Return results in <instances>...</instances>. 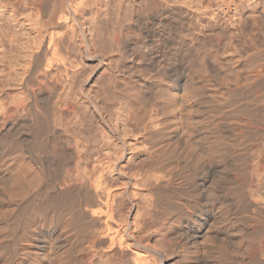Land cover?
<instances>
[{
  "label": "rangeland",
  "instance_id": "374dc122",
  "mask_svg": "<svg viewBox=\"0 0 264 264\" xmlns=\"http://www.w3.org/2000/svg\"><path fill=\"white\" fill-rule=\"evenodd\" d=\"M33 1L0 0L2 264H30L17 259L13 242L33 247L46 240L68 255L69 264H90L92 252L99 253L100 264H136L130 249L115 247L104 253L106 245H93L100 222L82 217L73 223L70 219L79 216L77 207L61 210L53 205L71 178L86 176L121 191L117 211L129 227L125 238L140 237L160 249L162 264H217L221 238L228 255L224 264H264V0H149L146 14L158 18L155 24L124 12L129 6L138 9L141 0H103L100 10L88 7L80 20L91 56L81 36L71 32L76 43L65 52L68 65H74L68 68L69 77L59 84H43L36 99L32 91L38 81L29 70V56L51 8L40 9L41 0ZM53 1L58 6L67 3ZM124 4H129L127 9ZM120 19L131 25L124 27L126 32ZM6 32L13 36L3 39ZM34 104L39 118L46 116L50 125L46 133L34 124L39 113ZM172 104L184 112L182 131L170 112ZM251 114L256 115L252 124L247 120ZM213 131L223 141L217 158L210 157L216 148ZM181 134L201 143L208 157L202 166L193 161V151H184ZM37 141L44 142L36 145ZM62 146L67 155L60 159L56 149ZM241 161L243 166H236ZM208 167L216 172L207 187L199 188ZM23 172L25 184L18 186ZM161 173L168 177L164 190H176L182 202L195 199L208 210L221 203L213 188L225 192L229 226L209 228L212 242L206 251H196L189 242L193 230L185 227L181 208L157 199L152 175ZM243 176L248 180L244 178L241 190L245 196L238 197V179L243 181ZM131 182L136 195L131 194ZM99 192L87 184L71 193L82 197L83 209L98 206ZM33 202L42 205V220L27 230L18 218L22 211L25 220L31 218V210L24 209ZM192 207L187 209L196 214L198 208ZM147 257L151 262L152 254Z\"/></svg>",
  "mask_w": 264,
  "mask_h": 264
},
{
  "label": "bare ground",
  "instance_id": "6f19581e",
  "mask_svg": "<svg viewBox=\"0 0 264 264\" xmlns=\"http://www.w3.org/2000/svg\"><path fill=\"white\" fill-rule=\"evenodd\" d=\"M66 1H67V3L62 1L63 4H60V6L56 5L57 1L54 2L53 0L52 1L51 0H41V2L39 3L40 4L39 6L41 7L40 9L51 8L49 10L51 13L49 14L50 15L49 22L47 21L43 27L44 30L40 31L39 35H37V39L35 41L34 46L31 49L32 51L30 52V56H29V58H30L29 59V66L31 67V69H29V70H31L32 74L37 75V81H38L37 89H34L32 91L34 99H36L37 92L41 91L40 87L43 84H47V83L59 84L61 79L67 80V78L69 77L68 75L71 72V70L69 72L68 68H69V66H71L73 64L68 65L67 55H65V52H69V51H71L72 48H74L72 46H73V43L75 41H74V38L72 39L73 36L72 35H71L72 37L70 36L71 32H73V34L76 33L77 35L81 36V39H80L81 42L85 45V48L87 47L86 48L87 49L86 54L88 56H91V54H90L91 47L87 43L86 37L84 35V31L82 29L83 26H81L82 22H80V20L85 17L83 12L88 7L92 11H95V9L100 10V6H102L103 0H66ZM108 1H110V0H108ZM33 2H35V0ZM50 2L52 3L51 7L49 6ZM106 2H104L105 5H106ZM119 2H121V0H119ZM141 2L142 3H140L139 8L134 9V10H132L133 7L131 6L132 7L131 8L129 6V4H127L129 6V8L126 4H124L127 6V7L125 6L126 9L128 8V9H131V11H132V12H129V11H127L128 10L127 9L124 12H126V13L128 12L127 14L132 13L134 15L135 20L147 19L148 22L151 24H155V23L159 22V20H158V18H156V16L148 15V13L146 14V12H147L146 10H148V8H150L149 6H151V4L150 5L148 4V3H150L149 0H148V2H146V1L143 2L141 0ZM33 4L34 3H32V5ZM130 4H131V2H130ZM158 4L160 5V3H157V5ZM35 5H36V3H35ZM111 5H112V3H111ZM94 6H97V8H95V9L92 8ZM119 6H122V5H119ZM153 6L155 7V5H153ZM158 6H156V7L158 8ZM27 7H29V6H27ZM31 7H33V6H31ZM115 7H113V8H115ZM37 9H39V8L37 7ZM91 10H89V11H91ZM97 10H96V12H97ZM136 10L138 11V14H137ZM161 13H163V12H161ZM132 14L130 16H132ZM126 15L124 17L129 18V15H127V16ZM152 15H154V14H152ZM124 19H120L121 22H119L120 25H122V23H123V27H121L123 29V31L128 26H129L128 28L131 27V25L124 22L127 18L125 20ZM118 21H119V18H118ZM124 27H126V28H124ZM118 28H120V27H118ZM6 29H5V31H6ZM114 32H116V31H114ZM120 32H122V30ZM124 32H126V30ZM157 32H158V30H157ZM3 33H4V31H3ZM113 33H112V36H113ZM115 34H117V33H115ZM119 34H117L118 37H119ZM153 34H156V31L153 32ZM10 35L13 36L12 34H9L6 32L5 34H3L2 38L3 39L5 38V40H6V38L8 39ZM99 35H100V33H99ZM117 35H115L116 38H118ZM118 39H120V38H118ZM120 40H118V42H120ZM2 43H3V41H2ZM26 55H27V53H26ZM68 57H69L68 58V60H69L70 56H68ZM70 63L71 62H69V64ZM73 66H72V69H73ZM38 108H39V106L34 104V110L37 111V113L39 112L38 116L35 117V119H34V124L37 125V122H38V128H37L38 131L42 129L41 132H44V130L46 132H48L50 125L46 119V116L42 115V117L39 118L40 110ZM238 109H240V107ZM170 112L174 113V115L176 116L175 118L177 120V124L179 125L178 127H180L179 129L182 131L181 125L183 124V120H184L183 110H180L177 107V105L172 104L170 106ZM249 116H248V118H249ZM251 116H250L251 119L249 118L247 120H252L251 121V124H252L253 120H255V118H256L255 117L256 115L253 116L251 114ZM253 117H254V119H253ZM187 121L190 123L189 118L187 119ZM39 124L41 126H39ZM46 132H44V133H46ZM213 132H216V131H213ZM41 135H42V133L40 134V136ZM181 135H184V137H185L184 138V145L186 147L184 148L185 149L184 151H188V150L193 151L195 153L193 156L194 157L193 161L195 163L200 162L201 166H202L204 161L208 160V157H207L205 151L202 150L201 143L197 142V140L195 141V139L193 138L192 135H189V134H181ZM40 136H39V138H40ZM221 137L222 136L220 134H218V131L211 135V142L213 145L216 146V148L213 150L214 153L212 152L213 154L210 157L215 155V157L217 158V155L219 154V152H221L223 150L222 149L223 145H222V148L220 149V145L223 144ZM39 138H36V139L38 140ZM40 139H42V138H40ZM40 139H39V141H40ZM39 141H37L38 143L36 142V145L40 144ZM43 142H41V144H43ZM42 146H44V145H42ZM38 147H39V145H38ZM34 150H36V149H34ZM56 151L59 152L60 159L67 155V149H65L64 146L58 147L56 149ZM221 154H220V157H221ZM237 162H238V160H237ZM240 164H241V166H243L242 161L239 164L237 163L236 166H240ZM227 170H229V169H227ZM215 172H214L213 167H210V168L208 167L206 172H203L202 176L200 177L199 182H198V187L199 188L207 187V182L209 181L210 176L212 174H214ZM25 173L26 172H23L20 175V178H18L19 179L17 181L19 184V185L17 184L18 186H24L25 179H26ZM186 176H188V174H186ZM152 177L155 179V181L157 183V185H156V191H157L156 194H158L157 199L161 200L165 204V206L167 205L169 207L181 208L182 215L184 216L185 221H186L185 227L193 230V234H192V237L189 240V242H191L194 245L193 248H196V251H198V250L206 251L209 248L210 243L212 242V238H211L212 234L209 232V228L212 226L215 227L218 224L222 229L229 226V222H230V218L228 216L229 208L225 205V204H227V196L225 195V192H222L223 194H221V193L217 192V188L216 189H215V187L213 188V195H216L218 202L221 201V203H218L219 204L218 208L216 206H212V208H210L208 210V209L203 208L200 205V201H198V200L194 199L192 201L190 200L191 202L190 201L182 202L183 196L180 192H178L176 190H168V191L164 190L163 188H165V182L168 181V177L166 176V174H162V173L161 174H153ZM244 178H246V177L243 176V181L238 179V182L240 183V187L238 190V192H239L238 197L245 196V195H243V194H245L244 193L245 191L244 192L241 191L244 188V186L242 187V185L244 183ZM246 181L248 182L247 178H246ZM229 183H230V181H228V184ZM87 184H89L90 186L94 185L96 189L100 190V192L98 193L99 203H98L97 207L88 206V207H85L82 209L80 207V206H82V197L80 195L79 196L72 195L71 192L75 191V189H77V188L87 187ZM131 184H132L131 194L136 195L137 191H138L137 187L134 185V182H131ZM221 191H222V189H221ZM120 194H121V191L119 189L114 188L113 186L106 185L103 181L99 180L98 178L93 179V178L86 176L84 178V180H79L78 177H74V178H71L69 180L68 186L66 188L61 189L57 193V196H55V198H54V200H52V202L54 203L53 205H56L61 210H64V209L72 207V206L77 207V210L79 209V211H78L79 216L78 217L75 216L74 218L70 219V221H72L73 223H78L82 217L88 218L93 222H100L102 224V229L98 232V236L95 239V243L93 245H98V244L101 246L106 245V248L104 249L105 250L104 253L114 252L115 247L126 248V249H130L134 252V261L136 262V264H150L151 262L153 264H162L164 261V255L162 254L160 249H158L155 246L150 245V244H146V243L144 244V241L140 237L133 236V240H128L125 238V233L129 230V227H128V224H125V221H121L118 218L119 213L117 211V207H118V201H119L118 196ZM238 197H237V199H238ZM244 198L247 199L246 197H244ZM240 200H239V202H240ZM244 201L245 200L243 199V203H244ZM257 202L258 201H256V204H257ZM214 203L217 204V201ZM251 203L253 204V202H251ZM33 204H35V202H33ZM33 204L28 205V203H27L28 207L26 208L25 207L26 205H25L24 206L25 209L22 208V210L24 209L25 211L31 210L32 213H31V218L29 220H25L23 218V215L25 213L24 211H22V213L19 215V218H18V222L24 220V224L26 226V229L28 228L27 230H29V228L33 229L35 222L39 221L40 219L42 220V218H40V211L43 209L42 205H40L38 203L39 205L35 204L36 205L35 206ZM259 204H261V203H259ZM191 205L193 206L192 207L193 209L195 207L198 208V212L196 211L197 212L196 214H195V212L192 213L191 211H189L187 209V207L188 206L190 207ZM254 206L256 208L258 207L256 205H254ZM260 206L261 205H259V207ZM241 207H242V205H241ZM262 207H264V205H262ZM194 210H196V209H194ZM254 217H255V215H254ZM258 217H259V215H258ZM257 218L255 217L254 219L258 220L259 218L258 219ZM211 220H212V222H210ZM250 220H252V218ZM19 227H21V225ZM13 228H15V227L12 226L10 228V230L12 231ZM25 230H23V231H25ZM23 231H22V233H23ZM0 232L2 233V222L1 221H0ZM13 232H15V229L13 230ZM24 233L26 234V232H24ZM24 233H23V235L22 234H20V235L24 236L25 235ZM19 234L18 235L15 234V235L19 236ZM28 235H30V234L28 233ZM128 238L130 239V237H128ZM145 239H146V237H145ZM239 239L242 242V237ZM16 240L17 239H15L14 241H16ZM18 241L20 243L19 239H18ZM21 241H22V239H21ZM45 242H46V244H44L43 246L33 245V247H24V245L22 246L16 242H13L12 244L15 243L13 249L16 251V253L19 252L17 254V256H18L17 259H19L20 261L22 259L24 261V259H25L24 262L28 261V262H30V264H69L68 255L67 254L64 255V251H62L59 247L55 246L53 243H51L49 245V243H50L49 240H46ZM24 249H27L26 253H25L26 250H24ZM23 250H24V252H23ZM148 253L152 254V256H153L151 262H150V259H148V257H147ZM98 254L99 253H93V252L90 254L92 256V259H91L92 261L90 262V264H100L101 261L99 259H97V258H100ZM215 257L217 259V264H224L228 260V255H227L225 248H224V239L223 238H221L218 245L216 246ZM17 262L18 261H15V262L13 261V263H17ZM0 263L2 264L1 256H0ZM85 264H87V261L85 262Z\"/></svg>",
  "mask_w": 264,
  "mask_h": 264
}]
</instances>
